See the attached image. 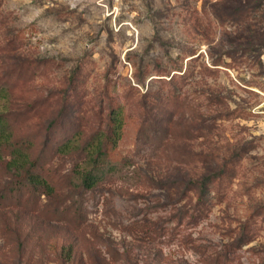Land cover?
<instances>
[{
	"label": "rangeland",
	"instance_id": "rangeland-1",
	"mask_svg": "<svg viewBox=\"0 0 264 264\" xmlns=\"http://www.w3.org/2000/svg\"><path fill=\"white\" fill-rule=\"evenodd\" d=\"M214 8L0 0L9 119L52 184L0 199V264H264V34L255 11ZM116 104L114 169L74 184L82 154L58 144Z\"/></svg>",
	"mask_w": 264,
	"mask_h": 264
},
{
	"label": "trees",
	"instance_id": "trees-1",
	"mask_svg": "<svg viewBox=\"0 0 264 264\" xmlns=\"http://www.w3.org/2000/svg\"><path fill=\"white\" fill-rule=\"evenodd\" d=\"M225 9L214 8L217 16L221 14L247 13L251 9L255 11V31L261 30L264 34V25L259 22L264 20V8L261 0H222ZM236 8V9H235ZM264 24V23H263ZM256 38V37H255ZM8 84H0V162H3L6 170L11 174V179L0 188V199L8 196L12 191L21 186L38 190L52 191V184L42 171L40 161L41 154L33 156L31 144L27 136H17L15 125L9 119ZM124 124V110L121 104L110 107L107 114L105 129H98L82 144L78 142L75 131L58 144L60 152L79 151L82 154L83 165H78L74 175L69 180L74 184L84 187H93L102 181L115 167L111 150L116 147L122 134ZM73 179V180H72Z\"/></svg>",
	"mask_w": 264,
	"mask_h": 264
}]
</instances>
